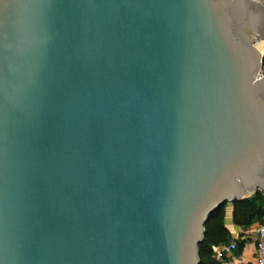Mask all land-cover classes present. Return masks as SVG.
Returning <instances> with one entry per match:
<instances>
[{
	"label": "water",
	"instance_id": "obj_1",
	"mask_svg": "<svg viewBox=\"0 0 264 264\" xmlns=\"http://www.w3.org/2000/svg\"><path fill=\"white\" fill-rule=\"evenodd\" d=\"M264 6L0 0V264H198L264 192Z\"/></svg>",
	"mask_w": 264,
	"mask_h": 264
},
{
	"label": "trees",
	"instance_id": "obj_2",
	"mask_svg": "<svg viewBox=\"0 0 264 264\" xmlns=\"http://www.w3.org/2000/svg\"><path fill=\"white\" fill-rule=\"evenodd\" d=\"M264 57L262 58V66ZM232 205V222L237 226L249 227L258 222L264 215V198L263 191L256 190L251 195L235 199L231 202ZM217 207L212 211L204 224V235L198 245V264H221L214 258L212 247L220 243H225L228 238V230L224 225V207ZM241 247L238 243L237 250Z\"/></svg>",
	"mask_w": 264,
	"mask_h": 264
},
{
	"label": "crops",
	"instance_id": "obj_3",
	"mask_svg": "<svg viewBox=\"0 0 264 264\" xmlns=\"http://www.w3.org/2000/svg\"><path fill=\"white\" fill-rule=\"evenodd\" d=\"M256 46L264 57V38L258 39ZM262 67L264 69V64ZM256 223L249 227H242L233 224L232 205L231 203H226L224 207V225L228 230V238L225 243L235 241L236 248L238 243H241V247L238 250L236 249L233 251L229 257H227L225 264H255L256 255L254 226Z\"/></svg>",
	"mask_w": 264,
	"mask_h": 264
},
{
	"label": "built area",
	"instance_id": "obj_4",
	"mask_svg": "<svg viewBox=\"0 0 264 264\" xmlns=\"http://www.w3.org/2000/svg\"><path fill=\"white\" fill-rule=\"evenodd\" d=\"M254 2H259L264 6V0H251ZM258 41L255 42V45ZM263 69V67H262ZM264 73V69L262 70ZM255 233V255L256 261L255 264H264V215L254 226ZM236 250V242L230 241L227 243H220L212 247V252L214 258L219 261L221 264H225L227 257Z\"/></svg>",
	"mask_w": 264,
	"mask_h": 264
}]
</instances>
